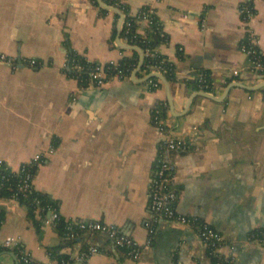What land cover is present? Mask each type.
I'll list each match as a JSON object with an SVG mask.
<instances>
[{"label":"crops","instance_id":"1","mask_svg":"<svg viewBox=\"0 0 264 264\" xmlns=\"http://www.w3.org/2000/svg\"><path fill=\"white\" fill-rule=\"evenodd\" d=\"M122 2L131 16L150 8L161 21L166 40L156 49L176 72L168 88L158 78L160 87L148 89L144 68L100 87L80 85L70 75L71 54L101 64L131 55L118 44L119 15L97 2L0 0V53L11 60L0 62V161L16 171L43 154L33 186L56 202L61 218L118 228L141 247L139 258L100 233L82 231L67 242L58 223L47 222L49 212L33 220L12 198H0V240L19 238L42 264H57L48 251L56 246L69 264H84L79 256L90 246L99 252L86 264H215L193 229L149 206L162 139L152 113L163 102L166 124L191 144L168 155L178 212L220 232L218 256L227 264H264L258 238L264 230V86H234L260 82L241 46L254 37L264 57V0H251L247 16L239 0ZM147 25L139 21L135 32L144 36ZM119 41L126 43L123 36ZM201 69L215 98L194 83ZM14 255L1 249L0 264H18Z\"/></svg>","mask_w":264,"mask_h":264},{"label":"built area","instance_id":"2","mask_svg":"<svg viewBox=\"0 0 264 264\" xmlns=\"http://www.w3.org/2000/svg\"><path fill=\"white\" fill-rule=\"evenodd\" d=\"M241 3L240 12L247 16L250 14L252 7L250 5L251 0H239ZM122 2V0H120ZM125 16V14H124ZM131 16V15H129ZM154 13L150 8H142L134 17L135 25L139 21L147 22V26L149 27L152 24V19L154 17ZM125 23V18L124 22ZM132 23L130 21H126V32L130 31ZM145 36V35H144ZM143 36V37H144ZM124 41L127 44L132 45L129 43L128 36H123ZM135 45V44H133ZM241 49L245 52L248 56L249 63L248 69L252 73V75L258 80H264V61L262 60V53L260 49L256 45V41L254 37H249L246 41L243 42ZM157 51L156 48L150 49L145 48L143 50L144 56L154 55ZM0 62L2 63H10L11 60L3 53H0ZM162 60L158 64L150 65L147 68H144L146 74H150L153 72H158L164 74L166 69L162 67ZM30 64H35V60H29ZM73 69L79 71L84 69L83 65H79L74 63L72 60ZM88 70V83H92L94 86H104L105 84L109 83L114 79H124L128 77V73L119 67V61L116 62H108L106 64H101L94 62V65L85 68ZM113 70V71H112ZM232 74L235 77L239 76V70L233 69ZM146 86L150 90H156L160 87V80L157 77H150L146 80ZM197 87L203 91L212 92L213 83L211 80L208 81L207 74L205 72H199L197 74ZM165 104L162 102L158 104L153 110L152 119L154 124L156 125L159 134L161 136V141L158 144L157 152H156V168L155 173L151 181L150 190H149V206L150 209L161 216L163 219L171 220L188 226L189 228L193 229L198 236L203 241L208 253L211 256L217 258L215 264H223L227 263L228 259H224L219 257L218 250L222 244V235L220 232L211 226L208 222L196 217L190 216L186 214H182L177 210V199L178 194L172 188L173 182V171L172 166L169 161L168 155L171 153H180L188 151L191 148V144L186 141L184 138H181L175 135L169 126L166 124L164 119V114L161 113V107ZM54 151V145L51 146L49 153ZM44 160V156L41 153H37L28 160L27 162L22 163L19 168L14 171L11 168L12 172L15 173H24L23 182L18 185L19 190L26 191L32 188L33 186V176L30 170L33 168L36 171L38 164H40ZM4 163L0 161V164ZM34 187V186H33ZM15 199V196L11 197ZM40 208L36 207L34 212L39 214ZM49 218L47 222L53 221L57 222L59 220V213L58 211L53 208L49 209ZM82 231H90V232H102L107 235V237L118 247H121L125 250L126 254L133 258H139L141 254V247L137 244V242L124 234H122L118 228L105 224L102 222L97 221H69L66 225V232L64 233L63 238L65 240H74L79 232ZM259 241L261 242L264 248V230L259 232ZM0 246L12 251L13 253L16 251L19 254V258L24 262L32 261L29 253L24 250L22 247L19 238L14 236H7L0 240ZM99 252V249L95 246H90L87 250L83 251L80 256L79 260L86 264V259L92 255ZM69 261L61 260L58 264H69Z\"/></svg>","mask_w":264,"mask_h":264},{"label":"trees","instance_id":"3","mask_svg":"<svg viewBox=\"0 0 264 264\" xmlns=\"http://www.w3.org/2000/svg\"><path fill=\"white\" fill-rule=\"evenodd\" d=\"M93 2L96 4V1L93 0ZM108 3L118 7L120 10H122L125 14V23L122 26L120 36H128L129 43L138 45L142 48V50H145V48H156V46L166 40V35L163 32L162 23L159 20L157 16H154L152 19V24L147 27V31L145 33V36H141L138 33L135 32V21L134 17L129 16L128 13V7L123 2H120V0H107ZM126 21H130L132 23V26L130 28V31L126 32ZM72 59L74 60V63L83 65L84 69L82 70H70V75L75 77L80 85H87L88 84V70L85 68H89L94 65V62H90L86 60L82 55L79 54H71ZM138 53L135 50L131 51V55H125L119 60V67L124 69L128 74L131 73V71L136 67L138 63ZM162 60L164 62L161 64L164 69H166V72L164 75L167 79L173 80L176 77L175 72V65L169 61L164 55H162L160 52H156L154 55L150 56H144V60L142 63L141 68H147L150 65L158 64ZM262 60L264 61V57H262ZM113 71V70H112ZM205 72L207 74L208 81L211 80L210 75L208 71L205 69L198 70L199 72ZM195 85L197 86V77L194 80ZM161 113H164L165 106L161 107ZM30 172L35 174V169H31ZM24 173H15L12 172L10 167L6 163L0 164V198H11L15 196V199L18 200L21 204H23L29 212L30 217L34 220L36 213L34 212V209L36 207L40 208L39 215L46 218V213L49 209H57L56 202L51 199L49 195L46 193L40 192L36 190L33 186L29 190L21 191L18 188V185L23 182ZM3 219V213L0 211V223ZM58 228L61 232V235L64 236V233L66 232V225L67 222H65L61 216L59 217V220L57 221ZM38 224V223H36ZM67 242H70L72 240H66ZM61 246L56 247H49L48 251L50 253V256L54 258L58 263H60L61 260L69 261V257L63 253H60ZM5 249L0 246V250ZM18 264H42L40 262H36L34 260L30 262H24L19 258V254L15 251L14 252ZM211 256V255H210ZM214 263H216L217 258L214 256H211ZM225 264V263H223ZM227 264V263H226Z\"/></svg>","mask_w":264,"mask_h":264},{"label":"water","instance_id":"4","mask_svg":"<svg viewBox=\"0 0 264 264\" xmlns=\"http://www.w3.org/2000/svg\"><path fill=\"white\" fill-rule=\"evenodd\" d=\"M94 1H96L97 4H99L101 7L107 8L109 10H112V11L116 12L119 15V19H118L117 26H116L118 44L123 49L135 50L138 53V56H139L138 63L136 65L135 70L133 71V76L135 77L137 70L140 69L141 66H142V63H143V60H144V54H143L142 48L139 47L138 45H130V44L123 43V42L119 41L120 32H121V29H122V26H123V22H124V18H125L124 12L122 10H120L118 7L106 2L105 0H94ZM17 60L19 62L21 61L20 55H18ZM150 77H157V78L161 79L162 82L165 84L166 88H168V86H167L168 81H167V78H166V76L164 74L158 73V72H153V73L148 74L143 80L145 81V80H147ZM234 86H239V87H242V88H245V89H248V90H256V89L264 86V80L260 81L256 85H246V84H242L240 82H237V83H235ZM202 92L207 97L215 98L214 95H212L211 93H208V92H205V91H202ZM169 106H170V108H172V103H171L170 99H169ZM99 233L103 234L105 236V238H108L107 235L105 233H102V232H94V233L90 232V235L95 236V235H97ZM13 255H14V253H13ZM15 258H16V256H15ZM16 260H17V258H16Z\"/></svg>","mask_w":264,"mask_h":264}]
</instances>
